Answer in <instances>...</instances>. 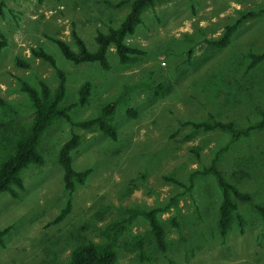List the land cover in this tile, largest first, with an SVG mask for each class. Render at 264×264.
<instances>
[{
    "label": "rangeland",
    "instance_id": "obj_1",
    "mask_svg": "<svg viewBox=\"0 0 264 264\" xmlns=\"http://www.w3.org/2000/svg\"><path fill=\"white\" fill-rule=\"evenodd\" d=\"M128 1L0 0V160L32 117L21 82L36 89L39 81L51 90L57 85L55 68L31 49L41 48L63 72L61 105L75 102L80 86L89 83L86 103L69 110L73 121L93 118L113 102L116 128L112 140L96 128L62 119L50 123L37 145L43 164L21 172L18 198L0 194V229L7 228L0 264H61L86 240L111 245L113 264H264V220L253 208L264 205V129L232 140L226 131L186 123L209 114L238 129L260 121L264 59L249 68L248 53L264 51V0H153L124 38L142 52L132 61L120 63L113 46L106 52L107 70L61 55L53 39L75 51L74 30L95 50L96 32L117 27ZM248 12L257 15L226 46L209 45ZM71 133L79 136L72 166L89 173L68 195L57 154ZM212 160L224 180L251 198L236 202L234 214L243 223L234 218L224 237L215 225L221 201L216 179L194 174ZM68 198L69 213L53 222ZM151 209L164 230V253L156 250L141 215ZM136 239L143 241L147 260H138L129 247Z\"/></svg>",
    "mask_w": 264,
    "mask_h": 264
},
{
    "label": "trees",
    "instance_id": "obj_2",
    "mask_svg": "<svg viewBox=\"0 0 264 264\" xmlns=\"http://www.w3.org/2000/svg\"><path fill=\"white\" fill-rule=\"evenodd\" d=\"M128 11L124 15L117 27L111 28L107 33L96 32L94 41L96 48L90 51L85 46L81 38L71 31L73 42L76 50L72 51L67 43L60 39H53L61 55L68 61L79 63H97L102 69L109 68L106 58V52L109 46H113L117 59L120 63L125 64L133 60L136 55L142 52L139 49L130 48L124 43V38L133 33L135 27L140 23L141 13L145 7L152 5L153 0H129ZM257 13L248 12L241 15L232 24L225 27L223 33L215 40L209 41V45L214 47H224L228 44L235 30L249 17H255ZM4 43L0 41V47ZM31 54L55 68L57 85L51 90L43 81L38 82V89L21 82V90L26 93L28 100L33 108L32 117L26 130L22 131L13 141L10 150L0 160V194L9 193L12 198H18L19 191L23 190V182L20 176L21 172L29 165L40 166L43 164V158L37 150L40 136L50 123L55 119H62L73 126L82 129H98L103 135L114 140L116 139V128L111 123L110 118L113 115L115 104L113 102L103 105L97 116L81 121H73L69 115V110L75 105L86 103L89 95V83L84 82L77 92V100L69 105H61L65 87L64 74L55 66L52 56L44 52L41 48L31 49ZM249 68L264 59V51L259 54L249 52ZM18 65L26 66L19 60ZM128 113L130 112L127 111ZM260 121L254 125L247 126L244 129H238L232 122H222L214 119L213 115H208L207 119L199 122H186L191 124L194 129L209 131L220 129L230 134L232 140L240 137H247L251 131L264 129V108L259 110ZM79 144V136L71 133L70 137L61 144L57 154V162L62 171V183L68 195L74 189L76 183H83L84 178L88 175L89 170L76 171L72 166L71 152ZM212 160L210 166L203 168L201 174H212L218 185L221 195V201L217 209L215 221L216 229L221 237H224L231 227L232 220L235 218L240 225L243 220L236 210V202L250 201V195L238 190L233 184L224 180L222 174L215 168ZM194 174H191V178ZM168 181H175L171 178H165ZM70 199L68 198L59 211L53 222L62 220L70 211ZM253 208L261 215L264 220V205H254ZM141 215L146 219L153 243L158 252L166 251L164 230L156 218L155 210L142 211ZM171 224L177 225L174 219ZM7 228L0 229V243L6 234ZM130 248L136 250L137 259L140 261L147 260L144 251L143 241L136 239ZM116 254L111 245L95 243L86 240L75 246L68 259L61 264H113Z\"/></svg>",
    "mask_w": 264,
    "mask_h": 264
}]
</instances>
